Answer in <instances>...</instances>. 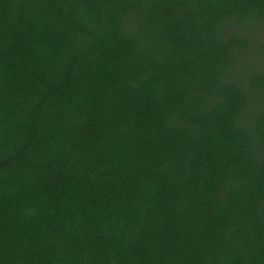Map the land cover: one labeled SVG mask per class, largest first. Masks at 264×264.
Here are the masks:
<instances>
[{
  "label": "trees",
  "instance_id": "16d2710c",
  "mask_svg": "<svg viewBox=\"0 0 264 264\" xmlns=\"http://www.w3.org/2000/svg\"><path fill=\"white\" fill-rule=\"evenodd\" d=\"M0 264H264V0H0Z\"/></svg>",
  "mask_w": 264,
  "mask_h": 264
}]
</instances>
